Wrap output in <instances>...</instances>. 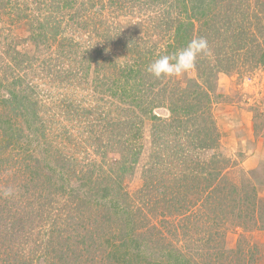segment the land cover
Masks as SVG:
<instances>
[{
  "label": "rangeland",
  "instance_id": "obj_1",
  "mask_svg": "<svg viewBox=\"0 0 264 264\" xmlns=\"http://www.w3.org/2000/svg\"><path fill=\"white\" fill-rule=\"evenodd\" d=\"M24 1L30 13L42 11L34 10L37 0H0V189H18L14 197L0 195V264H264V0H237L239 64H225L210 79L211 99L196 121L160 138L149 113L128 119L120 112L105 76L118 77V66L135 61L138 47L173 53V30H150L157 25L150 16L172 12L174 0L125 11L107 4L100 13L98 4L84 14V5L67 8L89 17L97 11L101 20L81 27L72 20L64 33L88 50L87 59L65 60L76 73L71 80L37 77L20 63L50 55L62 66L34 39ZM114 27L123 33L115 63H96L116 55L115 46L105 48L112 34L105 29ZM12 69L38 87L28 109L5 101L9 86H20ZM196 75L194 68L160 82L194 87ZM161 93L158 101L168 107L172 100ZM165 105L152 112L170 118ZM117 117L121 134L105 131Z\"/></svg>",
  "mask_w": 264,
  "mask_h": 264
},
{
  "label": "trees",
  "instance_id": "obj_2",
  "mask_svg": "<svg viewBox=\"0 0 264 264\" xmlns=\"http://www.w3.org/2000/svg\"><path fill=\"white\" fill-rule=\"evenodd\" d=\"M61 2V6L58 7L54 5V0H49L48 4H46L44 0H37L35 6L38 7L36 9L34 7V10H42L39 12L40 15L30 13L26 1L21 5L25 10H28V12L24 13L23 17L27 18V21L30 22L33 28L34 39L38 40L42 45L45 44L44 46H46V49L54 53L53 56L56 54L57 62L62 66L58 67L51 64L52 58L49 55V57L47 56L40 61L23 60L20 62V60L17 59L16 65L14 66L16 69L20 67V62L26 65L29 64V68L31 67V70L37 77L43 73L45 75L49 74L55 79L60 77L62 79L69 78L71 80L76 73L73 67L69 68L67 65H64L65 60L68 59L71 61L76 56L80 55L82 58L87 59L85 55L88 54L87 49H81V43L76 41L72 36L67 37V35L64 34L68 29H73L72 20L76 19L77 21L74 23L80 27L83 24L86 25L89 23L92 26L101 24V20H95L97 11L92 12V15H90L91 18L88 15H79L87 13L89 11L88 7L92 10L93 6L97 4L100 6L98 10L99 13L106 8L107 4L111 6V8L120 11H125L129 6L135 7L140 4L146 7L149 5L153 6L149 0H83L80 2L79 0H62ZM225 2L232 8L231 11L225 6ZM75 3L78 4L79 7L80 5L85 6L81 9L79 14L77 10L70 12L68 11L69 9H67L72 7ZM236 5L237 0H174L172 3L170 1L169 6L171 11L176 13L168 11L160 14L156 12V16H150L151 21L157 22V25L150 26V30L155 31V33L158 32V34L159 32H169L173 30V36L172 34H170V36H172L171 39H173L174 43L171 42L168 47L172 49L173 53L185 47L191 39L202 36L208 40L210 54L201 56L197 59L195 67L197 75L190 82L194 87H176V85L171 82H160V78H155L146 70L153 60L164 55L167 50H160L156 48L157 45H147L145 50L138 47V49H135L133 52V54H135L134 57H137L135 61L132 58V60L129 61V65L121 64L118 66V77L113 79L111 73L105 76V81L108 83L107 88L113 90L112 93L119 97L118 103L115 106H119L120 112H128V119L130 117L133 118L138 111L149 113L151 120L156 119L160 123V128L158 127L157 129L158 133L155 134L158 138H160L159 136H175L181 132V128H184V124L187 123V121H196L199 116L205 112L207 102L211 99L210 93L213 90V86L210 79H213L219 70H224L223 67L226 65L237 66L239 64L234 53V47L237 42L236 35L240 32L239 30H237V32L235 30L241 27L239 23L243 21H241L242 18L239 20V11L236 9ZM62 9H64L63 12H61ZM43 10L45 13H43ZM41 13L43 14L42 16ZM109 28L105 30L108 32L110 31L112 34L108 36V45H106L105 48L115 46L117 48V53L116 55L115 52H113V54L111 53L110 57L104 56V58L99 59L100 61L96 60V63L101 61L111 62L112 64L115 63L113 59L121 50L122 46L119 47V39L123 35L122 30L114 27L113 29H115V31L111 32ZM230 31H232V34H230ZM113 39L115 43L112 41ZM166 46H168V44ZM129 52H131V49H129ZM56 58L53 57V60H56ZM49 59H51L50 62ZM88 59L92 61L95 60L90 56ZM36 61L38 70L34 69ZM99 66L101 68L104 67L103 64ZM108 67L109 66L106 65V68ZM11 72H13V76L16 77H13L15 78L13 82H17L20 86L16 84V91V88L13 87V89H11L12 87H10V85L9 89H7L9 97L5 98V101H14L17 103V108L26 106L28 109L33 102H37L36 99L39 97L37 92L38 87L28 82L26 75L17 74L16 76L13 69ZM138 78L139 80L137 82L133 81ZM145 78L149 81L145 82V80H143ZM200 80H203L202 83L199 82ZM0 84L2 85V83ZM153 87H155L156 90ZM148 90H150V94H147ZM161 91H165L172 100L168 107L164 102L158 101V96H164V93H161ZM33 96L36 97L35 100H33ZM121 102H123L124 105H120ZM126 103H128L127 106H125ZM161 105H165L169 109L171 113L170 118H158L152 112L153 107ZM118 119V117L114 121L106 119L104 130L106 131L108 126V129L114 127V129L118 131L116 135L121 134V125ZM210 127L211 126H209V128ZM11 129L14 131L13 127H11ZM39 129H43L42 125H40ZM127 135H131V133L127 132ZM28 163L30 164L29 161ZM29 164L24 165V167L27 166L30 168ZM198 191L203 192L205 196H210V192L208 195L206 189L203 190L199 188ZM103 198H105V195L99 197V199Z\"/></svg>",
  "mask_w": 264,
  "mask_h": 264
},
{
  "label": "clouds",
  "instance_id": "obj_3",
  "mask_svg": "<svg viewBox=\"0 0 264 264\" xmlns=\"http://www.w3.org/2000/svg\"><path fill=\"white\" fill-rule=\"evenodd\" d=\"M210 54L209 43L205 37L191 39L187 45L175 53L159 56L147 67V72L155 78L180 77L191 72L196 67L197 59ZM18 192L13 186L0 189V195L5 198L14 197Z\"/></svg>",
  "mask_w": 264,
  "mask_h": 264
}]
</instances>
